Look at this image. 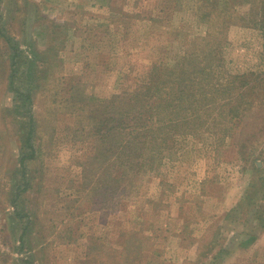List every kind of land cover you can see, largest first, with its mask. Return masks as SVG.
Instances as JSON below:
<instances>
[{"label":"rangeland","instance_id":"374dc122","mask_svg":"<svg viewBox=\"0 0 264 264\" xmlns=\"http://www.w3.org/2000/svg\"><path fill=\"white\" fill-rule=\"evenodd\" d=\"M0 264H264V0H0Z\"/></svg>","mask_w":264,"mask_h":264},{"label":"trees","instance_id":"16d2710c","mask_svg":"<svg viewBox=\"0 0 264 264\" xmlns=\"http://www.w3.org/2000/svg\"><path fill=\"white\" fill-rule=\"evenodd\" d=\"M200 70L201 71H204V69L203 68H200ZM246 76L244 75L242 78H245ZM234 78H239V77H235L234 76ZM233 83V82H232ZM223 86H222V88L223 89H227L228 90V88H229V86L228 85H225V84H222ZM224 91V90H223ZM225 92V91H224ZM229 92V91H228ZM227 92V93H228ZM226 95H229V94H226ZM176 106V105H175ZM178 113H181V116H184V117H187L188 116V118L187 119H189V120H194V119H197L196 117H195V114L193 113V110H192V104H191V102H187V103H185V102H183V103H181V105L177 108V109H175L174 108V112H173V115H178ZM200 116V115H199ZM118 122V124H123V123H121V122H119V119H116ZM118 127H116L115 128V130L117 129ZM220 251H222L221 249H220ZM216 256H214L213 258H215Z\"/></svg>","mask_w":264,"mask_h":264}]
</instances>
